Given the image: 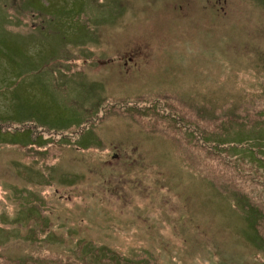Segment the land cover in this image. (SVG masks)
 <instances>
[{"label":"rangeland","instance_id":"374dc122","mask_svg":"<svg viewBox=\"0 0 264 264\" xmlns=\"http://www.w3.org/2000/svg\"><path fill=\"white\" fill-rule=\"evenodd\" d=\"M0 264H264V0H0Z\"/></svg>","mask_w":264,"mask_h":264}]
</instances>
